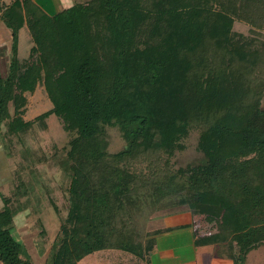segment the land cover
Returning <instances> with one entry per match:
<instances>
[{
  "label": "trees",
  "instance_id": "obj_1",
  "mask_svg": "<svg viewBox=\"0 0 264 264\" xmlns=\"http://www.w3.org/2000/svg\"><path fill=\"white\" fill-rule=\"evenodd\" d=\"M1 17L12 40L8 75L0 76V124L11 117L10 102L11 127L29 123L27 95L42 86L52 107L36 120L54 114L74 134L72 207L45 264H75L92 252L76 233L111 211L109 189L124 197L140 189V178L166 183L188 206L196 245L213 246L232 264L264 245V45L234 30L235 20L261 25L264 0H81L54 15L13 0ZM24 27L30 43L20 58ZM106 126L120 130L124 150L108 154ZM191 130L203 160L172 169L169 158ZM132 161L148 162L153 176L129 172ZM1 201L0 260L33 264L11 233L10 198Z\"/></svg>",
  "mask_w": 264,
  "mask_h": 264
},
{
  "label": "rangeland",
  "instance_id": "obj_2",
  "mask_svg": "<svg viewBox=\"0 0 264 264\" xmlns=\"http://www.w3.org/2000/svg\"><path fill=\"white\" fill-rule=\"evenodd\" d=\"M234 30L246 36L256 35L260 40L258 43L263 42L264 45V22L261 25H252L243 20H235ZM21 34L20 58L26 56L27 45L30 43L29 35L25 31ZM10 62V50L4 46L0 53L1 77L8 75ZM8 106L11 117L0 124V166L3 169L1 175H4V180L2 179L0 183V192L5 198H10L15 216L25 221V224L19 225L26 226L25 231H11L15 237L25 242L24 254L21 257L26 256L31 260L28 257L30 254L28 249L33 252L35 247H40L41 255L43 254L40 262L43 263L51 244L56 242L62 232L61 225L66 222L72 207L73 200L69 191L72 175L67 149L68 142L74 134L65 131L62 121L54 114L46 117L44 121L36 120L39 114L52 107L49 96L42 86L27 95L22 117L29 123L23 127L18 129L11 127L10 121L15 109L11 102ZM260 108L264 109V89L260 98ZM41 123H45L44 126H41ZM198 135L197 130H191L183 140L185 148L175 151L169 158L172 169L203 160L202 153L196 147ZM125 148L126 141L120 130L116 126H106L105 149L108 154L120 152ZM125 164L126 162L122 161L119 166H126ZM128 167L129 172L137 175L153 176L149 174L148 162L132 161ZM107 178L104 177L106 180ZM144 179L140 178L142 182L138 191L124 197H114L112 189H109V195H112L110 197L114 200H109L111 211L104 214L101 210L97 212L93 219L96 224L94 222L91 226L80 227V232H77L75 237L86 238L95 248L116 245L119 247L123 243L121 249L142 252L147 227L157 226L156 222L160 221L162 216L189 211L186 204L177 203L176 196L169 193L170 188L165 187L166 183L158 181L155 177L149 182H143ZM118 203H122V207H119ZM10 226H13V222ZM247 256L245 264H254L256 260L264 264V245L250 251Z\"/></svg>",
  "mask_w": 264,
  "mask_h": 264
},
{
  "label": "crops",
  "instance_id": "obj_3",
  "mask_svg": "<svg viewBox=\"0 0 264 264\" xmlns=\"http://www.w3.org/2000/svg\"><path fill=\"white\" fill-rule=\"evenodd\" d=\"M12 1L13 0H0V53L2 52L4 46H7L8 50H10L12 31L5 25L1 15L4 9ZM32 1L36 3L45 13L53 15L70 7L78 0ZM23 31H25L28 35L26 27L19 31L18 49L20 39L22 37L21 32ZM2 170L3 169L0 166V183L4 178V175H1ZM2 197L4 196L0 192V208L2 207ZM160 218V221L157 220L156 222L157 226L146 228V234L143 238L144 249L142 252L132 251L125 248L121 249L120 247L123 243H121L119 247L118 245L112 247H96L92 252L79 258L75 264H232L230 259L216 254L213 246L208 244H195L193 229L190 226L192 216L189 211L186 210L167 217L162 216ZM20 223L25 224V221H23V219L19 216H14L13 226H9L11 231H25L26 226H19ZM165 228L170 229L167 231H160L156 234L149 233L153 230ZM20 241L23 245L25 244L23 240ZM50 248L48 250H50ZM45 251H47V249ZM28 252L30 253L28 257L31 259L33 264L46 263V256L44 257L43 263L40 262L43 255H41L42 250L40 247H35L33 252L28 249ZM24 258L27 257L25 256ZM256 261V263L254 261V264H261L258 260ZM0 264L4 263L0 260Z\"/></svg>",
  "mask_w": 264,
  "mask_h": 264
}]
</instances>
